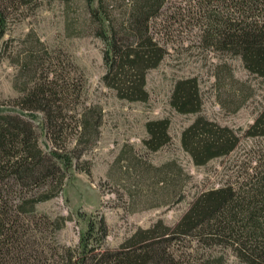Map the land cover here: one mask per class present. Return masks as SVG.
I'll list each match as a JSON object with an SVG mask.
<instances>
[{"label": "rangeland", "instance_id": "1", "mask_svg": "<svg viewBox=\"0 0 264 264\" xmlns=\"http://www.w3.org/2000/svg\"><path fill=\"white\" fill-rule=\"evenodd\" d=\"M125 1H104L114 22ZM0 8L7 18L0 43V110L19 111L25 89L35 84L51 89L58 131L44 111L25 112L26 118L36 126L43 150L57 147L72 159L58 194L20 219L22 252L16 259L3 257L0 264H72L89 219H104L102 245L108 250L157 223L173 229L200 193L236 189L264 168V135L249 134L264 107V78L201 38L189 0H167L150 20L151 35L165 54L146 72L145 101L121 99L104 84V45L85 0H0ZM185 78L196 79L198 112L180 113L170 104L174 83ZM84 113L91 126L81 135ZM197 117L230 128L235 147L194 164L180 139ZM156 119L168 121V140L153 151L143 139L145 123ZM166 250L175 264L217 258L222 264H244L228 242L193 235L169 240Z\"/></svg>", "mask_w": 264, "mask_h": 264}, {"label": "trees", "instance_id": "2", "mask_svg": "<svg viewBox=\"0 0 264 264\" xmlns=\"http://www.w3.org/2000/svg\"><path fill=\"white\" fill-rule=\"evenodd\" d=\"M85 1L95 20V35L104 45V84L121 99L145 101L146 72L165 54L151 35L150 20L167 0H126L118 22L109 17L105 0ZM189 1L201 38L214 51L239 57L248 72L264 78V0ZM6 31L7 18L0 8V43ZM25 91L19 111L0 110V261L5 256L16 259L22 252L25 243L18 234L20 219L33 215L39 202L58 194L64 169L72 163L71 157L57 147L43 150L36 126L26 118L25 112L44 111L49 126L58 131L57 114H52L48 98L51 89L35 84ZM170 104L180 113L198 112L201 99L196 79L177 80ZM89 120L90 116L82 114L81 135L90 128ZM145 129L143 144L150 150H157L168 140L166 119L149 120ZM249 134L264 135V107L249 127ZM180 140L196 165L227 154L237 143L230 128L204 117L195 118L184 128ZM106 231L103 218L89 219L72 264H175L166 243L182 235L217 244L226 241L240 262L264 264V168L236 189L227 186L200 193L173 229L154 224L134 232L115 250L103 248ZM204 264L222 262L217 258Z\"/></svg>", "mask_w": 264, "mask_h": 264}]
</instances>
